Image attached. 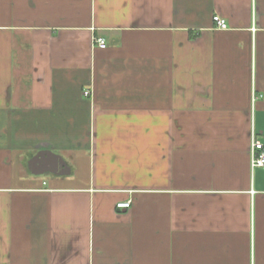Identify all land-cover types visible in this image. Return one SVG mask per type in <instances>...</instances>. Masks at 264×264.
<instances>
[{
	"label": "crops",
	"instance_id": "0c3cea01",
	"mask_svg": "<svg viewBox=\"0 0 264 264\" xmlns=\"http://www.w3.org/2000/svg\"><path fill=\"white\" fill-rule=\"evenodd\" d=\"M252 137L264 0H0V264H264Z\"/></svg>",
	"mask_w": 264,
	"mask_h": 264
},
{
	"label": "built area",
	"instance_id": "2783aa9c",
	"mask_svg": "<svg viewBox=\"0 0 264 264\" xmlns=\"http://www.w3.org/2000/svg\"><path fill=\"white\" fill-rule=\"evenodd\" d=\"M213 21L216 24V27L220 30L227 29L226 21L221 19L218 16L213 18ZM94 46L104 49L106 48V41L100 37H94L92 40ZM88 93L86 92L85 95ZM250 166L251 169H260L264 171V144L259 140H255L252 137L251 144H250ZM131 206L130 201L118 202L115 205V209L119 210H128Z\"/></svg>",
	"mask_w": 264,
	"mask_h": 264
},
{
	"label": "water",
	"instance_id": "95a60500",
	"mask_svg": "<svg viewBox=\"0 0 264 264\" xmlns=\"http://www.w3.org/2000/svg\"><path fill=\"white\" fill-rule=\"evenodd\" d=\"M58 166L62 167L59 172H57ZM28 168L34 175H38L45 171L53 172L57 175H69V169L63 160L50 151H39L29 161Z\"/></svg>",
	"mask_w": 264,
	"mask_h": 264
},
{
	"label": "rangeland",
	"instance_id": "374dc122",
	"mask_svg": "<svg viewBox=\"0 0 264 264\" xmlns=\"http://www.w3.org/2000/svg\"><path fill=\"white\" fill-rule=\"evenodd\" d=\"M47 176H49L48 174H45V176L44 177H47Z\"/></svg>",
	"mask_w": 264,
	"mask_h": 264
}]
</instances>
